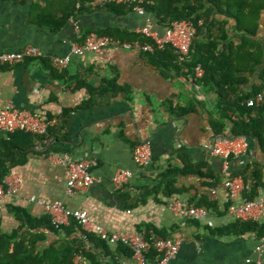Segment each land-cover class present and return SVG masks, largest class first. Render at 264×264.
Instances as JSON below:
<instances>
[{
    "label": "crops",
    "instance_id": "1",
    "mask_svg": "<svg viewBox=\"0 0 264 264\" xmlns=\"http://www.w3.org/2000/svg\"><path fill=\"white\" fill-rule=\"evenodd\" d=\"M80 5L82 0H0V55L22 52L30 46L44 54L42 59L0 66V110H27L58 120L55 133L46 141L36 139L26 162L14 167L8 176L11 181L20 177L22 184L18 194L3 205L0 217L4 231L12 232L19 226L10 211L12 205L28 210L35 218L49 215L38 201L43 199L63 202L71 210H86L111 233H143L141 229L152 227L157 231L154 237L180 240V252L171 264H243L247 258L258 259L257 248L264 247V242L254 233L216 232L237 221L227 208L224 160L206 148L218 139L232 140L229 121H225V136H217L211 123L221 118L218 95L206 92L191 75L185 78L138 51L90 52L73 57L66 68H57L53 58L69 55L75 43L84 42L78 40L87 31H136L147 24L133 12L121 15ZM67 16L70 18L62 25ZM150 18L152 28L163 35L154 17ZM214 19L226 23L228 38L222 46L240 42L242 33L236 20L222 14ZM221 29L219 25L213 29L219 39ZM257 36L262 62L254 74L242 76L245 80L238 86L240 94H250L264 84V12ZM206 39V33L198 37L199 41ZM79 83L86 85L79 87ZM104 87L109 91H102ZM193 96L202 106L192 105L193 111L182 113L179 109L188 108ZM6 139L9 135L0 130V151ZM142 143H149L154 153L153 162L146 167L134 160L135 149ZM249 144L247 154L231 161L236 176H242L253 163L264 165V150L255 141L249 140ZM52 148L67 150L74 159L98 160L93 171L97 182L87 191L67 196L65 168L54 158L60 153H48ZM181 156L194 165L208 163L213 173L222 177V183L209 186L213 181L193 173L166 176L170 170L184 168ZM121 170L133 176L118 190L113 179ZM172 181L183 193L167 198L161 192L142 203L146 193ZM203 198L216 208H204L208 214L202 219L178 216L170 210L174 201L198 207L196 202ZM94 251L102 264H135L133 252L122 251L120 246Z\"/></svg>",
    "mask_w": 264,
    "mask_h": 264
},
{
    "label": "trees",
    "instance_id": "2",
    "mask_svg": "<svg viewBox=\"0 0 264 264\" xmlns=\"http://www.w3.org/2000/svg\"><path fill=\"white\" fill-rule=\"evenodd\" d=\"M88 1L82 0L80 8H85ZM154 5L148 6V13L157 21V29L163 31L177 21L192 20L198 26V34L194 39L190 59L180 63L175 49L168 45L163 50L155 53H146L158 59L165 68H174L188 78L191 75L196 84L206 92H214L218 95L220 119L212 120V126L216 135L225 136L227 125L231 123L230 138L246 137L255 141L264 150V103H257L254 107H248L247 102L264 91V84L256 88L250 94H240L239 84L245 79L246 74H254L262 62V44L257 35L262 24L264 12V0H150ZM101 10L113 11L121 15L132 13V10L124 6L111 5ZM216 14L225 15L226 18L236 20L237 29L242 33L240 42H230L223 45L228 38L225 35L224 22L215 18ZM66 17L62 25L68 21ZM203 25L200 26V23ZM222 28L221 39L216 37L213 29ZM155 29V28H154ZM206 33V41H199L198 37ZM91 34L99 36H111L132 43L154 44V41L135 31L122 29L92 30L82 34L79 42L85 41ZM202 65L205 70L203 79L196 77V68ZM264 80V77H263ZM82 87L85 83H79ZM111 88L115 84L108 82ZM106 92L109 87L101 89ZM100 93V91H96ZM201 103L193 96L188 101V108L179 109L182 113L194 110L192 105ZM55 128L50 129L49 134H54ZM49 136V135H48ZM36 139H44L47 136L38 137L32 134L17 132L9 135L4 141L0 151V186H5L11 170L17 165L26 162L31 148ZM56 151L60 154H69L67 150L52 148L48 153ZM185 166L182 169L168 171L165 175L173 174H198L206 180L213 181L209 186H217L222 183V177L216 176L208 163L191 164L181 156ZM234 158V157H233ZM246 183L244 197L248 201L258 199L264 190V165L253 163L242 173ZM175 181L162 184L149 191L143 197L142 203H146L149 197L163 193L167 198H172L183 193L175 188ZM7 188V187H6ZM196 206L210 210L216 208L215 203L203 198L196 202ZM229 209V207H227ZM11 213L19 223L18 228L12 232L4 231L0 217V264H75L77 257L81 256L86 264H102L94 251V248L109 249L107 242L97 235L85 232L82 227L72 220L69 226H56L49 215L43 218H35L31 213L21 207L11 206ZM149 239L154 237L157 231L152 227L141 229ZM223 235L246 232L254 233L260 240L264 238V222L238 220L224 229L217 230ZM55 237V239H52ZM158 238V237H155ZM165 239V238H164ZM92 246V248L89 247ZM122 251L126 246L119 245ZM148 258L151 262L157 259V251L153 250Z\"/></svg>",
    "mask_w": 264,
    "mask_h": 264
},
{
    "label": "built area",
    "instance_id": "3",
    "mask_svg": "<svg viewBox=\"0 0 264 264\" xmlns=\"http://www.w3.org/2000/svg\"><path fill=\"white\" fill-rule=\"evenodd\" d=\"M111 5L124 6L132 10L138 16L147 20V24L135 32L154 41V44L141 45L111 36H99L91 34L83 43H75L71 52L66 57L53 58V64L57 68H66L70 65L73 57L83 56L86 53H100L104 50L138 51L141 53H155L163 50L166 46H172L178 54L180 63L187 62L192 53L195 37L198 34V26L192 20L177 21L164 30L163 35L152 28L151 15L148 6L154 5L150 0H90L88 6L92 9H103ZM203 23L201 22L200 25ZM43 52L35 46L27 47L22 52H8L0 55L1 65H14L27 60L42 59ZM205 70L202 65L196 68V77L203 79ZM257 103H264V91L247 102L248 107H254ZM58 125L57 119H45L35 116L27 110L6 109L0 110V130L11 135L24 132L38 137L49 135V131ZM207 150L214 156L224 160L225 187L228 191L229 214L238 220L264 222V194L258 199L248 201L243 198L246 183L242 176H236L231 171L233 157L245 155L249 152L250 144L246 137H238L232 140L218 139L213 146H207ZM58 164L65 168L67 177L66 194L69 197L87 191L96 182L93 171L99 166L96 159L80 160L74 159L69 154H58L54 156ZM154 153L149 143H142L136 147L134 160L140 167L149 166L153 162ZM130 171L121 170L114 177V184L118 190H123L132 178ZM5 186H0V215L7 198L16 196L22 184V179L16 177L14 181L9 178ZM37 201L36 198L33 199ZM44 205L47 213L53 218L56 226H69L75 220L87 233L97 235L101 240L110 245H123L131 249L135 264H171L180 252L182 242L174 238H147L144 233H111L106 227L96 223L90 213L86 210H71L63 202H48L38 200ZM170 210L178 215L195 220L207 216L204 208L188 207L181 201H174ZM264 242V238H263ZM263 245L257 248L260 257L258 259L247 258L243 264H264L262 258ZM157 251V259L151 262L148 255ZM75 264H86L79 256Z\"/></svg>",
    "mask_w": 264,
    "mask_h": 264
}]
</instances>
